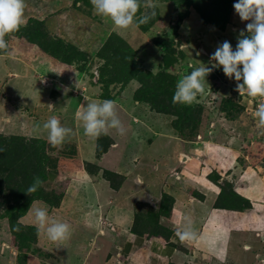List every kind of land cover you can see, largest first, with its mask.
I'll use <instances>...</instances> for the list:
<instances>
[{
    "label": "rangeland",
    "instance_id": "rangeland-1",
    "mask_svg": "<svg viewBox=\"0 0 264 264\" xmlns=\"http://www.w3.org/2000/svg\"><path fill=\"white\" fill-rule=\"evenodd\" d=\"M153 2L156 4V16L148 24L139 28L133 25L128 29H119L110 18L97 15L90 0H26L25 23L20 29L31 26L36 19L42 20L41 26L46 31L52 30L55 33L52 35L66 38L90 55L93 75L88 72L91 74H88V79L86 74L69 69L72 67L67 69L61 62L29 44L31 42H26L24 37L5 36L8 50L0 52V134L4 137L12 134L39 136L49 142L47 130L42 125L51 116H56L62 126L71 128L73 132L59 145L49 143L53 148H46L51 158L49 169H52L53 159L60 151L73 150L78 155L77 158H59L56 169L51 170L55 173H51L52 176L49 175L43 182V187L51 195L60 196L59 204L51 206L43 200H36L18 220L38 231V245L47 251L49 260L46 262L43 259L45 255L36 252L35 244L30 250L21 249L20 244L30 242H25L22 237L18 241V231L12 228L7 217H0V264H60L54 253L63 255L60 261L62 264H98L97 254L111 253L112 241L115 244L118 242L112 239L115 227L130 224L134 203L156 200L162 192L173 195L176 205L181 208L184 217L191 219L201 238L210 234L212 239L218 231L214 240H218L216 254L220 256L228 248L231 258H235V264H264V205L259 204L264 200V185L260 180L264 178V128L255 116L256 106L264 98L240 94L234 78L219 77L217 90L206 79L208 85L205 83L204 93L194 101L199 102L203 110L196 130L199 134L196 138L193 135L189 137L195 139L192 141H202L200 146H203V161L208 174L206 178H199L198 184H195L189 176V179L179 181L178 177L170 175L173 164L180 158L178 154L184 140L171 126L172 117L154 113L148 104L134 97L139 86L138 80L125 81L118 78V82L114 83L108 81L106 76L104 84L92 81L93 76L100 77L105 64L104 59L97 56V51L112 33L118 34L127 45L135 49L132 61L139 70H150L153 73L158 72L164 63V45L156 44L153 38L161 35L160 41L169 40L173 48L178 50H175L176 54L180 52L181 56L173 66L167 68L176 75L178 81L183 75L201 67V63L212 67L213 61H210L209 56L225 40L235 49L239 32L250 22L241 21L235 13L233 4L237 0H232L229 20L223 30L204 22L200 14L190 6H177L172 0ZM141 4L137 18L152 11L144 6V2ZM176 13L184 14L180 23ZM45 35L34 36V41L55 49L54 44L50 45L47 40L51 34ZM109 58L113 59L111 56ZM21 63H24L23 66ZM65 89L68 91L65 92ZM55 91L58 97L50 100L55 98ZM224 96L231 97L243 107L237 118L228 119L218 110ZM105 99L115 101L117 115L124 125L125 133L121 135L115 129H110L102 134L112 136L114 145L111 144L110 149L98 160L95 158L97 140L84 134L82 123L75 118L74 111L79 100L80 106H86L87 103ZM49 103L56 106L55 111H49ZM207 140L214 144L203 143ZM236 156V168L224 173ZM85 162L122 174L124 179L120 188L114 190L100 175H89L85 170ZM257 168L259 170L256 173L253 169ZM227 182L233 185L237 195L250 202V207L242 211L234 209L236 212L220 211L222 219L219 227L213 228L210 220L218 216L217 210L212 214L213 192L218 187L226 186ZM206 183L213 192L205 191V208L199 206L202 205L200 200H197L194 209L191 208L193 205L187 200L189 191L200 190ZM36 207L48 209L49 221L68 223L71 226L70 238L60 242L49 240L32 214V209ZM209 208L210 217L207 215ZM228 221L239 223V226H229ZM204 222L206 231L200 228ZM181 224L176 227L177 230ZM100 230L104 231L103 234H100ZM92 240H95L94 243ZM91 243L95 247L101 245V251L92 250ZM199 246H203L202 240ZM113 261L116 263L117 260Z\"/></svg>",
    "mask_w": 264,
    "mask_h": 264
},
{
    "label": "trees",
    "instance_id": "trees-1",
    "mask_svg": "<svg viewBox=\"0 0 264 264\" xmlns=\"http://www.w3.org/2000/svg\"><path fill=\"white\" fill-rule=\"evenodd\" d=\"M143 2L144 0L141 3ZM172 2L177 6L185 4L194 8L204 22L211 23L220 30H223L228 23L229 11L232 6V0H172ZM177 15L178 23H180L184 18V14L178 13ZM42 23V20L36 19L31 26H25L23 29H19L9 35L24 37L28 42L37 45L52 58L65 66H71L73 70L80 73L93 72V69H91V57L85 50L78 48L58 35H52L53 33L49 29L46 31L47 29L45 30L41 26ZM35 34L38 36L51 34L47 40L50 45L54 44L55 49H51L48 45L43 46L39 41H34ZM160 36L157 35L153 40L156 44L161 43L164 45V63L160 66L158 72L153 73L150 70H139L137 64L132 61L135 49L127 45L118 34L112 33L97 51V56L104 59L105 64L101 70L100 77L93 76L92 81L93 83H99L100 81V84L101 82L104 84L103 79L106 76L108 81L114 83L118 82V78L125 81L137 79L139 86L135 90L134 97L142 103L148 104L149 109L154 113L172 117L171 126L182 140H193L194 138L191 139L189 136L193 135L196 138L199 134L196 133V130L202 119V106L198 101H196L198 103L193 102L192 104L173 103L172 98L177 78L167 68L173 66L181 56L180 52L176 54V49L173 48L174 46L171 45L169 40L160 41ZM168 52L169 54L167 55ZM119 54H122V57H117ZM110 56L113 59H110ZM110 63L112 65L108 66ZM213 63L215 62L213 61ZM224 76L222 68H215L206 79L211 81L213 83L212 88L217 90V81L219 77L223 78ZM104 96L106 97V95ZM218 110L223 112L228 119H235L241 113L243 107L238 105L231 97L224 96L219 102ZM96 140L95 158L100 159L109 150L114 140L110 135H101ZM47 147L53 150L49 142L39 136L12 134L4 137L0 134V149H3V151H0V193L3 191L0 195V217H7L12 228L14 230L19 229L18 232L15 231L18 233L16 235L18 241L22 237L25 238V242H30L20 244L21 249L30 250L32 245L35 244L36 252H41V255H45L43 259L46 262L49 260L48 254L46 253L47 251L38 245V231L28 224H21L18 220L28 212L34 201L43 200L51 206H55L59 204L60 196L51 195L43 187V184L34 193L29 194L26 189L32 184L34 177L38 176L44 182L49 175L52 176L51 173L55 172L51 170L53 168L56 169L59 158H77L78 155L73 150L70 152L60 151L56 158L53 159L52 169H49L48 164L51 158L46 151ZM84 166L89 175H100L114 190L120 188L124 179L122 174L109 169H102L99 165L92 162H85ZM218 177L220 176L218 175ZM225 184L226 186L221 187L214 203L216 207L239 209L241 211L250 207V202L246 198L235 193L233 185L228 184V182ZM173 207L174 200L168 192H162L156 200L137 201L134 203L133 224L142 226V233L145 234L146 238L161 236L168 245L187 252L186 244L176 236V230L171 228L166 222L161 221L162 219H168ZM167 264L176 263L168 262Z\"/></svg>",
    "mask_w": 264,
    "mask_h": 264
},
{
    "label": "clouds",
    "instance_id": "clouds-1",
    "mask_svg": "<svg viewBox=\"0 0 264 264\" xmlns=\"http://www.w3.org/2000/svg\"><path fill=\"white\" fill-rule=\"evenodd\" d=\"M90 2L97 15L110 18L119 29H128L133 25L139 28L156 15V4L153 0H144V6L152 11L144 13L139 18L137 13L142 0H90ZM25 8L26 0H0V52L8 50L5 36L18 31L25 23ZM233 8L241 21H250L239 32L235 49L225 40L210 56V61L215 62L212 67L201 63V67L183 75L176 83L173 103L192 104L198 95L204 93L206 77L213 68H222L226 77L234 78L240 94L264 98V0H237ZM67 91L65 89V92ZM47 107L49 111L56 110L54 104L49 103ZM255 116L259 125L264 128V100L256 106ZM75 118L81 121L84 134L93 139H98L110 129H115L121 135L125 133L113 100L105 99L82 105L75 113ZM42 128L47 130L49 143L53 146L61 144L73 132L71 128L62 126L56 116H51L43 123ZM42 184L40 177H34L26 192L34 193ZM32 214L39 228L45 230L49 240L60 242L70 238L71 226L66 222L49 221L50 213L47 208L36 207L32 209ZM176 236L183 242L198 238L189 217L183 218Z\"/></svg>",
    "mask_w": 264,
    "mask_h": 264
},
{
    "label": "crops",
    "instance_id": "crops-1",
    "mask_svg": "<svg viewBox=\"0 0 264 264\" xmlns=\"http://www.w3.org/2000/svg\"><path fill=\"white\" fill-rule=\"evenodd\" d=\"M52 33L55 34L53 31H52ZM64 39H66V38H64ZM26 42H28V41H26ZM29 44L34 45L36 48H38L40 51H42L37 45H35L33 43H29ZM74 45H76V44H74ZM77 47L80 48L79 46H77ZM42 52L44 54H46L47 56H49L50 58H52V56L48 55L44 51H42ZM52 59L55 60L54 58H52ZM12 60H14V59H12ZM14 61H17V60H14ZM23 64L24 63H21L22 66H23ZM69 67H71V66H69ZM69 67L66 66L67 69ZM69 69L73 70V68H69ZM82 73L86 74L87 78L89 79L88 74H90V73H88V72L87 73L82 72ZM53 96L55 98L50 99V100H55L58 97L56 91L54 92ZM76 96L77 95H75V96L73 95V97H76ZM79 101L75 105L76 108L74 111V115L78 110L81 109V106H80L81 104L79 105ZM203 143H206V144L208 143V145L214 144L210 140H207L206 142H203ZM201 144H202V141L184 140L182 150L179 152L178 155L180 157H181V155H185L187 157V159H186L184 165L177 169L178 173L176 175H175V173H173V168L177 165L180 158L177 160V162L175 164H173V167L170 170L171 176L178 177L177 180H179V181H183L185 178L189 179L188 178V176H189V177H191L192 181L195 182V184H198L197 181L199 178H202L203 176H204V178H206L207 171L205 168V163L203 161L204 151H203V146H200ZM215 144L218 145L219 143L218 144L215 143ZM113 145H114V143L112 144V146ZM223 146L226 147L225 145H223ZM237 158L238 157L236 156L234 158V160L230 162L228 170L225 171L224 173H226V172L229 173V170H234L236 168V164L238 161ZM253 170L257 173L259 168L253 169ZM242 171H244V170H242ZM78 172H80V171H78ZM224 173H221L222 176H224ZM233 174L236 175V173H233ZM235 175H233V176L235 177ZM193 178H195V180H193ZM260 180L262 181V183L264 185V178H260ZM220 181H222V179ZM209 186L210 185H208L206 183L205 186H203V188H200V190L195 189V190L189 191V197H187V200H188V202H190V204L193 205V207L190 206L191 208L194 209V205L198 204L197 200L202 201L200 203L202 205H199V206H201L202 208H205L204 202L207 201L205 191L209 190V191L213 192V190L211 188H209ZM220 190H221V187H218V189L215 192H213L214 199H213V203L211 204V208L213 209L212 214H215L216 210L218 212L217 218L213 219V217H212L210 220V225L213 228L219 227V224H220L219 222L222 219V215H221L222 213L220 211H225V210L226 211H228V210L235 211L234 209L220 208V207L215 206L214 203H215V201L219 195ZM171 196L174 200V207L171 210L168 219H162L161 221L166 222L168 225L171 226V228L175 229L177 232L178 230L176 229V227L182 223L184 214H183L181 208H179L176 205V200L173 197V195H171ZM259 204L264 205V200H262V202H260ZM211 208H209V210H208V213H207V215H209L208 217H210V215H211ZM252 210L249 209V211H252ZM133 215H134V206H133ZM223 216L225 217L226 215L223 214ZM224 217H223V219H224ZM133 223H134V221H133V216H132L130 224H128L126 226H117L118 228L115 227L116 228L115 236L112 237V239L115 238V241L116 242L118 241V242L115 244V243H113L114 241H112V244L110 247L111 248L110 250H112L111 253H109L107 255H105L103 253L100 255L97 254L98 259H99L98 264H107L109 262L115 263L113 260H117L115 264H167L168 262H173L176 264H184V263H188V264H235L236 263V262L233 263L235 261V258L234 259L231 258V255H230L228 248L224 249V251L220 254V256L218 254H216L215 251H216V245H218L217 244L218 240H216V241H214V240L218 236V231H217V234L212 239H211L210 234L209 235L206 234L201 238L200 234L198 233L197 239L186 240L185 241V244H186L185 247L188 250L186 252L184 250L181 251L179 249H176V248L168 245L165 242L164 238H162L161 236L160 237L153 236L151 238H146L145 234L142 233V226L140 224L134 225ZM227 224L229 226L230 225L239 226V223H235L232 221H228ZM77 227L79 228V226H77ZM200 228H201V230L203 228H205V231H206L205 222L200 225ZM80 229H82V227H80ZM100 232H102L100 234H103L104 231L100 230ZM256 233H258V232H256ZM201 240H202L203 246H199V243H201ZM94 241L95 240H92V243H94ZM196 241H197V243H196ZM92 243H91V245H92L91 249L92 250H96L98 252L101 251V249H102L101 245L97 244L95 247V246H93ZM101 244H103V243H101ZM114 249H115V252H114ZM213 253H215V254H213ZM54 254L56 257L59 258V263L62 264L60 261H61V258H63V255L62 254L57 255V253H54ZM208 256L209 257L211 256L210 259H208ZM116 258H118V259H116ZM50 260H52V259H50ZM228 262H231V263H228ZM53 264H56V263L54 262Z\"/></svg>",
    "mask_w": 264,
    "mask_h": 264
},
{
    "label": "water",
    "instance_id": "water-1",
    "mask_svg": "<svg viewBox=\"0 0 264 264\" xmlns=\"http://www.w3.org/2000/svg\"><path fill=\"white\" fill-rule=\"evenodd\" d=\"M201 51H204L203 48H201ZM6 120V119H4ZM187 157L185 155H181L179 162L177 163V165L173 168V173H175V175L178 173V168L182 167L186 161Z\"/></svg>",
    "mask_w": 264,
    "mask_h": 264
}]
</instances>
